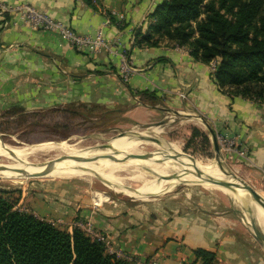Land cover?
<instances>
[{
    "label": "crops",
    "instance_id": "crops-1",
    "mask_svg": "<svg viewBox=\"0 0 264 264\" xmlns=\"http://www.w3.org/2000/svg\"><path fill=\"white\" fill-rule=\"evenodd\" d=\"M0 1L33 5L83 35L102 30L114 50L96 56L81 53L56 33L34 30L17 16L0 15V113L16 106L27 113L69 111L82 120H114L120 126L161 124L170 112L188 113L195 120L201 117L216 135H226L246 150L245 160L223 157L264 197V102L220 88L211 66L196 61L187 48H171L166 42L158 47L136 46V32L147 29L148 16L163 0H100L98 10L83 0ZM103 11L116 12L124 21L117 17L106 24ZM124 51L136 70L127 82L120 73ZM52 197L36 199L41 201L36 205L41 220L88 222L128 256L157 259L160 264H203L194 254L203 248L216 252L219 264H264V247L246 234L243 219L233 208L213 215L181 204L182 210L149 226L137 224L133 212L111 213L107 202L97 207L82 199L62 207L60 199ZM104 198L97 194L96 202L101 204ZM259 212L254 211L257 218ZM231 214L242 221L232 222ZM218 217L222 224L215 221Z\"/></svg>",
    "mask_w": 264,
    "mask_h": 264
},
{
    "label": "rangeland",
    "instance_id": "rangeland-1",
    "mask_svg": "<svg viewBox=\"0 0 264 264\" xmlns=\"http://www.w3.org/2000/svg\"><path fill=\"white\" fill-rule=\"evenodd\" d=\"M178 111L185 112L182 108H179ZM3 114L4 112L0 113V124L4 121L2 117ZM57 119V116L50 118L46 117L42 121H35V124L28 126L20 132H15V127L13 125H2L0 129H2L3 132H0V139L2 143L6 145H23L27 147H46L41 144L52 142L54 144V146L52 145L53 148L68 143L71 140L80 139L83 141V144L88 147L107 148L116 138L130 135L133 131H137L139 133L137 136L145 135L149 137L144 138L147 141L155 138L160 141V145H175L181 152V158L184 160V163L180 160L177 151L151 144L150 142L154 143L153 140H151L149 144L143 140L140 142L137 141L138 144L134 142L132 147L134 153L129 155H115V157L114 155L106 153L104 158L100 161H90L87 156L83 155H76V157L70 158L63 157V159L58 158L55 160L57 163H59V161L66 162L65 165H55L56 167L62 166L58 168H62L63 170L78 169L80 165H84L86 162L101 164L103 165L102 172L97 175L102 178L92 177L84 171V173H80L81 175L72 173L67 175V178L57 176L54 178L34 173L36 170L32 169V166L47 164L43 159H33V157L28 156L24 152L8 151L10 153L6 154L0 152L1 167H12L16 165L18 169L16 171L13 170L14 172H8L5 169L6 174L0 172V191H11L9 196L13 201H17L15 209L37 215L38 217L40 216L39 218L41 219L43 216L39 215L36 206L39 202L41 203V201L36 199H41L43 196L50 198H54L52 196L58 197L60 200L57 202L62 207H70V204L79 203L82 199L89 200L91 204L97 207L107 202L105 205L110 206L111 213L126 210L131 213L133 212L132 215L136 216L137 220L135 221L137 224L144 223L149 226L157 225V221L165 219L167 215L171 217L175 214L174 212L182 210L181 204H184L190 209L198 208L199 211L202 212L208 210L213 215H216V212L222 213L232 210V204L234 203L233 207L246 214L248 222L250 223L255 221V213L254 215L253 213L248 214L245 209L260 211L256 207L251 208V206L253 207L252 203L248 202L242 204V202L238 201L234 191L232 193L228 185L208 184L204 183L200 178L181 180L180 178L184 176L183 173H181L183 176L178 178V183H173L172 185L163 182V180L175 179L176 174L173 171H175L174 169L177 167L182 169H202L217 163L212 136L208 128L202 124L203 122L200 119L195 120V117L188 113L182 116L181 114L178 115L170 112L167 114V120L165 122L148 126H120L114 120H106L104 122L89 119L79 120L73 124L71 123L72 127L65 130L57 125ZM154 129H158L159 132L155 133ZM205 135L209 137L212 148L206 146L204 139ZM115 143L116 142H114V144ZM148 153L157 154L151 159H138L141 156H146ZM8 154H13L15 158L8 156ZM125 156L132 159L128 161L119 160V158ZM167 156L177 157L172 158ZM116 158H118V160ZM223 159L225 169L240 178L229 164H227L225 157H223ZM165 165L169 167L172 166L173 169L171 171L167 170ZM43 168L44 167H41L40 169ZM21 171L28 172L21 173ZM166 176H168V178L170 176V178L166 179ZM238 189L243 192L240 187H238ZM97 194H102L105 197L101 204L96 202ZM37 196L39 198H37ZM220 219L222 218L218 217L215 221L221 223L222 221ZM43 220L48 223L54 222V224L58 222L57 219H52L50 217H45ZM231 220L232 222H234V220L237 222L242 221L236 214H231ZM79 221L81 220H74L67 223L64 221L63 224L58 225L57 228L69 232L70 228ZM259 223L262 226L261 221H259ZM242 224L245 227L244 230L246 234L251 235L256 240L252 227L244 221H242ZM262 228H264V224ZM94 231L95 235L88 234L90 238L102 243L109 253L107 246L101 238L111 241L110 236L102 233L95 227ZM260 246L262 245L260 244ZM114 251L123 253L116 249H114ZM152 260L157 262V259Z\"/></svg>",
    "mask_w": 264,
    "mask_h": 264
},
{
    "label": "trees",
    "instance_id": "trees-1",
    "mask_svg": "<svg viewBox=\"0 0 264 264\" xmlns=\"http://www.w3.org/2000/svg\"><path fill=\"white\" fill-rule=\"evenodd\" d=\"M83 1L101 8L100 0ZM148 21L145 31L136 32V46L166 42L171 48H187L196 61L217 62L213 77L220 88L264 102V0H163ZM53 116L64 130L82 120L69 111L27 113L16 106L4 112L0 126L13 125L20 132ZM204 139L212 148L209 137ZM10 193L0 191V264H133L109 254L81 229L71 234L15 209ZM194 254L203 264H219L216 252L198 248Z\"/></svg>",
    "mask_w": 264,
    "mask_h": 264
},
{
    "label": "bare ground",
    "instance_id": "bare-ground-1",
    "mask_svg": "<svg viewBox=\"0 0 264 264\" xmlns=\"http://www.w3.org/2000/svg\"><path fill=\"white\" fill-rule=\"evenodd\" d=\"M154 130H155V133L159 132L158 129H154ZM144 134H147V133H144ZM137 135H139V133L137 131H133L132 133H130V135H125V136L116 138V140H113L111 144L109 143L110 145L107 148L88 147V146L84 145L83 141L80 139L79 140H73V141L71 140L68 143H65V144L60 145V146H56L55 148H53L54 144L52 142L41 144L42 146L44 145L46 147H39V146L38 147H27V146H23V145L22 146L6 145V144L2 143V141L0 139V152H3V154L4 153L5 154L10 153L8 151H14V152H19V153L24 152L28 156L33 157V159L34 158H38L41 160L43 159L45 162H47V164H43L42 166H40V165L32 166V169L36 170L34 172L35 174L56 178V175L66 176L70 173H84L85 172L86 174H88L92 177L102 178L101 176L97 175V174H101V172H102V166L103 165H101V164L94 163V162L93 163H87L86 162V164L80 165V167L78 166L79 167V168L77 167L78 169L73 168L70 170H63L62 168H58V167H62V166L56 167L55 165H57V164L65 165L66 162L59 161V163H57L55 160L58 158L63 159V157L64 158H70V157H74V156L76 157V155H81V156L83 155V156H87L90 159V161H100L104 158L106 153H108L110 155H114V156L115 155L116 156L117 155L123 156V155L133 154L134 150L132 149V147L134 145V142H136L138 144L137 141L140 142V141L145 140L142 137H137ZM143 136H145V135H143ZM150 141L145 140L144 142L149 144ZM114 142H116V143L114 144ZM150 143L155 144V145H159L163 148H171L172 150L177 151L178 155L180 157V160L184 163V160H182V158H181V152L179 151V149L175 145H173V144L160 145V144L155 143V142L154 143L150 142ZM47 145H49V146H47ZM72 154H73V156H72ZM8 156H12L13 158H15V156L13 154H8ZM114 159H112V160H114ZM15 167H16V169H15ZM41 167H44V168L40 169ZM166 167H167V170H170V171L173 169L172 166H170V167L166 166ZM5 169L8 172H12L13 170L14 171L18 170L16 165H14L12 167H7V166L1 167L0 166V172L1 173L6 174ZM174 170L175 171H173V172L177 175V177L175 179L173 178L174 179L173 180V179H169L170 176H169V178H168V176H166V179H169V180H163L164 178L162 179L165 184H172L173 185V183H178L176 179L180 178V176H183V174H184V176H186V175L187 176L181 177V180H191L193 178H200L195 174V169H182V168L177 167ZM198 170L201 171L203 174L210 176V177H215V178H224L225 177V175L220 171V169L216 166V164H214L208 168H202V169H198ZM27 172L21 171V173H27ZM181 173H183V174H181ZM107 175H108V172H107ZM58 177H60V176H58ZM107 178H109V177H107ZM200 179H202V178H200ZM232 186H233V191H234L235 197L238 201L242 202V204H245L248 202L252 203L253 207L251 205H249V206H251V208L256 207L258 210H260L262 212V214H264V210L258 204H256L254 202V200L250 197V195L247 192L243 191L244 192L243 193L238 189V187H240L238 184H233ZM254 211H256V210H254ZM258 220L262 221V223L264 224V218H262L261 213L258 216Z\"/></svg>",
    "mask_w": 264,
    "mask_h": 264
},
{
    "label": "built area",
    "instance_id": "built-area-1",
    "mask_svg": "<svg viewBox=\"0 0 264 264\" xmlns=\"http://www.w3.org/2000/svg\"><path fill=\"white\" fill-rule=\"evenodd\" d=\"M0 15L17 16L21 22L34 30L56 33L63 40H65L70 47L81 53H87L89 55L96 56L104 50H108L110 52L114 51L105 39L102 30H99L95 35L80 34L63 22L54 19L47 13L39 11L36 7L30 4H20L12 6L0 1ZM103 15L106 19V24L112 23L110 16L108 15H111L114 18L119 17L118 20L120 23L124 21V16H121L116 12H109V14H107L106 11H104ZM14 24L16 25V23ZM216 65V61H214L210 65L213 72L215 71ZM134 72H136V70L130 63L129 53L124 51L121 54L120 65V73L122 75V79L127 82L132 74H134ZM182 97H184V95H182ZM216 138L220 146V150L224 156H236L240 159H247L246 150L243 148H239L234 140L223 134L216 135ZM51 224L57 227L58 225H62L63 222L61 220H58L57 224H54V222H52ZM75 228L83 230L85 233H87V235H95L94 227L88 222H76L73 227L70 228V230ZM69 233L72 234V232ZM101 240L107 246L109 254L117 255L119 258L130 261L133 264H160L158 260L157 262L153 260L145 261L136 257L128 256L124 253L116 252L114 251L112 242L110 240L104 238H101Z\"/></svg>",
    "mask_w": 264,
    "mask_h": 264
},
{
    "label": "water",
    "instance_id": "water-1",
    "mask_svg": "<svg viewBox=\"0 0 264 264\" xmlns=\"http://www.w3.org/2000/svg\"><path fill=\"white\" fill-rule=\"evenodd\" d=\"M176 114L180 115L178 112H176ZM199 119L208 128V130L212 136L213 148H214V152H215V159L217 162L216 165L218 166L220 171L225 175V177L224 178L210 177V176L203 174L198 169L197 170L195 169V174L198 177L202 178L204 183L215 184V185H228L229 190L232 193H233V186L232 185L238 184L243 191L247 192L250 195V197L254 200V202L256 204H258L259 206L264 208V197L256 189H254V187H252L251 185H249L248 183H246L245 181H243L242 179L238 178L236 175L232 174L231 172H229L228 170L225 169L223 155H222V152L220 150V146L218 144L216 134L214 133V131L210 128V126L207 124V122L204 119H202L201 117H199ZM137 137H142L143 139L149 138L147 136H137ZM151 140H153V142L160 144V141H158L155 138H153ZM157 153H155V154L148 153L146 156H141L138 159H142V160L151 159V158L155 157V155ZM172 155H175V154H172ZM167 157L176 158L177 156L176 157L175 156H167ZM116 159L118 160V158H116ZM129 159H132V158L127 157V156H125L123 158H119V160H121V161H128ZM134 159H136V158H134ZM233 206H234V203L232 204L233 211L236 212L240 216V218L243 219V221L245 223H247L249 226L252 227L256 240L262 246H264V229L260 226L256 214L254 215V211L249 210V209H245L246 213H248V214L253 213V215L256 217L255 221H252L250 223V222H248V218H247L246 214L236 210Z\"/></svg>",
    "mask_w": 264,
    "mask_h": 264
}]
</instances>
